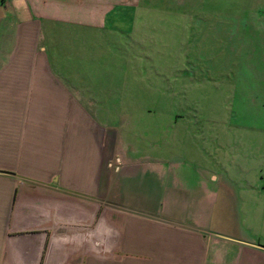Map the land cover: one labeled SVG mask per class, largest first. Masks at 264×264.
Wrapping results in <instances>:
<instances>
[{"label": "crops", "instance_id": "0c3cea01", "mask_svg": "<svg viewBox=\"0 0 264 264\" xmlns=\"http://www.w3.org/2000/svg\"><path fill=\"white\" fill-rule=\"evenodd\" d=\"M91 1L0 0V264H264V226L252 233L264 224V152L233 190L254 210L246 233L187 220L191 202L167 191L180 183L173 155L122 149L106 92L94 105L89 59L80 71L77 56ZM181 157L194 160L184 181L203 189L212 171Z\"/></svg>", "mask_w": 264, "mask_h": 264}, {"label": "rangeland", "instance_id": "374dc122", "mask_svg": "<svg viewBox=\"0 0 264 264\" xmlns=\"http://www.w3.org/2000/svg\"><path fill=\"white\" fill-rule=\"evenodd\" d=\"M91 3L93 20L78 26V68L89 59L94 105L106 92L110 141L172 154L180 183L167 191L191 202L185 218L207 224L211 217L221 233H246V211L254 210L233 190L261 168L264 152V0ZM134 134L146 141L139 149L130 145ZM182 155L197 156L202 173L212 171L203 189L184 181L194 160ZM156 191L161 199L166 189L157 183ZM261 226L254 224L256 238Z\"/></svg>", "mask_w": 264, "mask_h": 264}]
</instances>
